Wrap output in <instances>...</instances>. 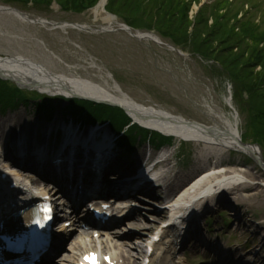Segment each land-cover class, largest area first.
Masks as SVG:
<instances>
[{"label":"rangeland","instance_id":"1","mask_svg":"<svg viewBox=\"0 0 264 264\" xmlns=\"http://www.w3.org/2000/svg\"><path fill=\"white\" fill-rule=\"evenodd\" d=\"M57 1H59L58 5ZM98 1L33 0L32 3L26 2V0H0V6L16 8L27 13L33 19L45 18L59 26L65 23L87 26L86 29H77L70 25L65 28L53 27L40 23H26L14 16L5 15L0 19V53L9 55L7 52L18 49L28 55L33 54L39 60H41L40 54L52 55V60L58 71L68 73L70 67L67 65H73L78 67L77 71L84 77L88 76L89 72L98 73L100 69L103 77H93L95 81L104 83V80H108L111 85L117 83L124 92L140 104L169 111L173 115L185 118L188 122L214 125L220 119L221 114L230 118L234 114V117L237 116V128L241 133L242 140L246 144H258L264 153L263 97L260 96V100L257 99L259 96H252L241 84L231 80L233 87L225 73L228 68L225 65H230L234 53H242L243 58L249 59L258 49H264V0H209L212 7L217 8V11L214 8L211 15L205 13V19H201L203 12L202 15H199V11L196 9L199 4L203 3V0H173L171 2H168L169 0H112L114 5L119 7L120 13L117 14L119 15L117 22L107 27H104L101 19L95 20L92 9ZM184 4L187 6L186 13L183 10ZM139 5L144 9L137 7ZM164 9H168L164 22H155L153 19L155 12L163 13ZM224 10H227L229 16L232 17L230 20L234 24L232 28L224 22L220 27L216 24ZM121 23L130 24L134 33L137 31L150 32L158 36L163 43L135 38L121 28ZM213 27L219 28L220 32H227L230 29L227 33V40H224L220 35L209 38L208 35L214 32ZM173 29H176L177 32L171 33ZM230 31L231 33H229ZM37 38L45 42V49L38 46ZM221 50L224 51L222 54H220ZM48 51H51L52 54H48ZM58 60H60V64H58ZM90 61H94L97 65H92ZM242 62L243 60H240V63ZM245 63L243 62L242 65ZM85 66L88 67V70L85 69ZM230 70L232 71L231 67ZM262 70L259 65L254 68L255 73H260ZM236 71L240 72L241 68H236ZM236 74L244 75L245 72L242 70L241 74ZM229 85L233 98L231 106L226 102ZM8 92L9 96L6 97V100L15 97L14 92L9 90ZM1 94H3V90L0 89ZM54 97L57 95H48L47 103L41 106L32 105V103L26 104L29 107L22 104L14 106L13 103L12 106L8 105L7 107L0 104V119L5 120L10 115V117L20 118L22 122H20L18 130L28 131L35 135L38 142L42 143L49 142V139H46L44 128L49 126L55 128V120L67 126H71L73 123L79 128H88L91 131L94 129L88 124H83L84 118L89 116L84 115L83 119H77L74 114H70L72 113L71 109L63 108L60 111L58 107L61 105H56L59 101L54 102L55 108L54 106L49 108L47 105L53 104L54 100L51 98ZM69 104L71 105L72 102ZM76 104L79 103H75L74 106ZM44 110L52 112V114H46V116L50 115V118L44 117ZM56 117L58 119H55ZM121 123L126 128L131 127L132 122L129 125H125L126 123L122 121ZM101 126L109 127L115 139L118 137L109 124ZM132 127L135 128L136 125H132ZM143 129L145 132L138 133L136 136L138 140L144 142L137 146L139 153L135 157L131 155L127 158L125 156L127 162L128 160L134 161L137 166L140 164L137 159L141 154L140 150L144 153L150 147V143H153L149 142V137L157 142L158 138H162L161 135H163L160 134L158 137L152 130L149 131L145 127ZM61 134L63 135V133ZM19 141L15 139L12 146H17ZM178 142L186 144L183 147L187 152L186 157L182 160L178 159L179 152L174 149L169 153L170 156L175 155L170 166L173 167L174 162L179 163V166L173 167L172 170L180 171L184 175L189 173L193 164L204 155L196 150V145L200 147V143L181 140ZM53 143L55 146V142ZM162 148L168 150L170 146ZM222 150L220 153L223 154V159H228V163L236 166L235 168L240 166L243 169H250L255 173H260L264 178V168L247 156L245 152L231 148ZM195 153L198 155L195 156ZM253 195L246 196L244 194L238 203L247 206L250 212L256 214L254 223H258L260 230L264 231V193L254 191ZM229 201L237 203L235 199ZM136 202L139 213L135 214L128 222L130 228L127 226L126 229L118 228L115 231L118 233V242L129 243V246L126 247L133 252H136L137 248L139 251L140 249L145 251L140 257L141 263H143L145 255L147 256L149 253L148 243H152L153 237L168 223L169 209L164 205L166 202L159 204L140 198ZM216 209L213 212L203 209L205 214L198 220L196 234L199 235L200 231H204L206 234L208 233L209 238L211 236L217 238V235L220 237L229 234L235 235L236 243L233 244V247L236 250L239 248L244 254L251 255L252 250L256 249L259 260L264 258V256H260L264 255V251L263 249L259 250V231H254L255 227L252 226L249 229L244 227L237 229L236 223H233L234 220L229 217V213H218L219 210ZM208 218H211L209 223L207 222ZM224 219L227 222L231 220V223L224 224ZM194 221L196 220L194 219ZM232 226L234 230L231 229ZM89 234L93 240L83 236L81 239L77 238V244L81 240L84 242V238L90 239L88 243L99 244L94 232H89ZM192 237L194 236L192 235ZM189 239L188 246L192 242L191 238ZM220 250L223 253L222 248ZM112 251L117 252V250ZM222 263L228 264V261L225 260Z\"/></svg>","mask_w":264,"mask_h":264},{"label":"bare ground","instance_id":"2","mask_svg":"<svg viewBox=\"0 0 264 264\" xmlns=\"http://www.w3.org/2000/svg\"><path fill=\"white\" fill-rule=\"evenodd\" d=\"M107 1L99 0L92 9L95 20L101 19L105 25L104 27L112 26L119 18V15L107 8ZM26 2L33 3V0H27ZM56 3L58 5L59 1ZM196 9H198V6ZM21 13L22 11L16 8L6 5L0 6V19L5 15L8 17L10 15L28 23ZM51 23L42 21L40 24L51 25ZM74 24L79 25L77 23ZM60 26H63V24ZM120 26L133 37H137L140 40L155 41L154 39L156 38L161 42L158 36L150 32L137 31L134 33L130 24L121 23ZM104 27L102 29H105ZM74 28L86 29L81 26ZM147 35H150V37H147ZM36 42L40 48L45 49L43 40L37 38ZM48 52V54H52L51 51ZM7 53L9 55L0 53V71L4 76H8L7 78L19 83V85L33 86L35 89L38 88L40 92L53 96L63 94L69 97L70 95H77L80 98H84H77V101L91 103L102 101L101 103L105 106L111 104L122 105L123 108L113 105L111 107L117 111L116 113L125 112L131 121H135L138 124L137 126L142 125L149 131L152 130L156 135L163 133L165 134L164 136H168L171 139L166 142L163 139L162 142L150 143V147L144 153L140 150L141 154L137 158L140 164L137 166L135 162L125 161L124 153L119 152L115 148V143L111 142L110 139L113 135L109 127L99 128L96 132L101 136H93L89 134L88 128H79L73 123L71 126H67L55 120V128L52 126L44 128L47 135L46 139H49V142L42 143L38 142L35 139V135L28 131L22 132L18 130L20 122H22L20 118L10 117V115L5 120L0 119V212H4L0 213L1 216L8 215L9 204L20 196L15 195L16 189H12L10 187L11 183L8 184L6 177L3 176V173H7V170L12 172L14 170L3 166L4 161L1 160V157L8 156L19 161V163H25L29 159L26 166L30 167L33 158L31 154L34 152L37 163L34 162L33 165L36 170L42 171L40 174L45 173V168L48 173H54L56 169H60L57 176L60 175V181L64 182V179L65 181L69 179L66 167L71 166L73 178H83L86 188L95 191L94 187L97 186V188L100 187L99 191H102V194H106V190L111 185L116 187L123 186L125 193L129 191L128 196H133V198L126 199V202L130 203L134 200H139V198L159 204L166 202L164 205L169 209L168 223H170L171 228H162L164 231L161 229L163 231L161 239L148 243V246L149 244L153 246V250L149 254L147 263L145 260L141 263L140 257L145 252L144 250L140 249L139 251V248H137L136 252H133L126 247L129 246V243H118L114 238V236L118 235L114 231L112 233H104V235L101 234L102 236L98 239L99 244L88 243L93 238L88 240L84 238V242L82 240L78 241L79 246L75 247L73 254H67L62 258V261L67 258L66 264L83 262L86 258L85 264H94L93 257L98 264H106L109 258L113 264H188L189 261L184 258L183 249L182 252H180L181 250L178 252L177 247L182 246L184 248L183 245L186 243L185 240L188 234L189 236L196 234L197 227L195 225L198 222L195 224L192 217L197 213L198 209L203 210L207 207H210L208 210H212L211 212L217 208L219 210L218 213H229V217L237 220L241 219L242 222H238V229L242 227L249 229L250 226L255 227L254 231H259V250L262 251L264 248V231L260 230L258 223H254L256 214H253L247 206H243L238 202L244 194L246 196H254V191L264 193V178H262L260 173H255L250 169H243L240 166L235 168L236 166L228 163V159L224 160L223 154L220 153V151H223L222 149L236 148L238 151L245 152L247 156L264 168L262 148L258 144H245L237 128V116L234 117L233 114L230 118L221 114L219 116L220 119L214 125L188 122L185 118L173 115L169 111L140 104L128 93L124 92L117 83L116 85H111L108 80H104V83L95 81L93 77H103L100 69L98 73L89 72L90 74L84 77L77 71L78 67L73 65H67V67H70L68 73L66 71H58L52 60V55L40 54L41 60H39L33 54L28 55L18 49ZM90 62L92 65H97L94 61ZM60 63V60H58V64ZM85 69L88 70V67L85 66ZM228 76L226 75L227 80L233 86L231 78ZM227 90L226 102L231 106L233 98L230 85ZM69 101L74 100L69 99ZM53 105L55 108V104L47 106L51 108ZM58 105H61L60 107L56 106L60 111L63 108L70 107L67 103H59ZM55 119L58 118L56 117ZM56 132H62L64 136L62 143L52 150L51 144ZM15 139L20 141L17 146L11 147ZM178 140L200 143V147L196 145V150L204 155L203 157L201 155L199 161L193 164L190 172L184 175L180 171L172 170L173 167L177 168L179 163L174 162L173 167L170 166L174 161L173 157L175 155L172 154L170 156L169 153L174 149L179 152L178 159L182 160L186 157L187 152L183 148L186 144L179 143ZM164 146H170V149L162 148ZM134 152L136 156L139 150L135 149ZM197 155L195 153V156ZM101 157H103L102 160ZM59 160H63L64 164L57 165ZM55 161L57 162L56 164H54ZM135 170L137 175L133 174L132 180L136 178V180L140 181L137 183L132 181L135 183L134 185L130 183L129 186H126L127 182L130 181L129 175ZM114 176L116 179L112 178ZM18 181H20L17 183L18 186L23 185V180L18 179ZM118 193H122L121 190ZM137 194L139 197L134 198ZM12 196L13 199H10ZM21 196L25 197L27 195ZM222 197L229 200L235 199L237 203L226 199L218 201ZM191 204L192 206L188 209ZM137 213H139V209H135L134 214ZM83 235L84 232L82 231L78 234V238L81 239ZM85 235L89 236L90 234L85 231ZM103 238H106V240H103ZM224 246L228 250L231 249L226 243H224ZM188 248L197 250L193 246H188ZM112 250H117L118 253ZM255 251L252 254L254 257ZM82 252L83 256L81 255ZM231 255L232 253H230ZM252 256H250V259L247 258L248 264H254L253 260L255 258ZM261 263H264V258L261 259Z\"/></svg>","mask_w":264,"mask_h":264},{"label":"trees","instance_id":"3","mask_svg":"<svg viewBox=\"0 0 264 264\" xmlns=\"http://www.w3.org/2000/svg\"><path fill=\"white\" fill-rule=\"evenodd\" d=\"M171 1H173V0H169L168 2H171ZM108 2L109 3L107 5V8L110 11H112L116 14H119L120 13L119 7L114 5V2L112 0H109ZM170 6H172V4H170ZM137 7L141 8L142 10L144 9L141 5H139ZM214 8H215V11H217V8L215 6L212 7L211 4H209V5L206 4V5H204V7H201L199 10V15L200 14L202 15V12H203V17L201 19L206 18L204 16L205 13H207V14L210 13V15H211L213 13ZM147 9H149V8H147ZM168 9H164L163 13L155 12V14L153 15L154 21L157 23L158 22L163 23L164 20L166 19ZM183 10H184V13H186V10H187L186 4L183 5ZM220 16H219L220 18L217 20L216 24H218L220 27V25L224 22L232 28V26L234 24L230 22L232 17L229 16L228 11L224 10L223 14ZM195 27L197 28V26H195ZM173 28H176V27H173ZM213 30H214V32L212 34L208 35V37L210 36L209 38H215L217 35L218 36L220 35L224 38V40H227V36H228L227 33L230 29L227 32H223V31L220 32L219 28L213 27ZM231 31H233V30H231ZM231 31L229 33H231ZM173 32H177L176 29L171 30V33H173ZM249 37H252V36L249 35ZM223 52L224 51L221 50L220 54H222ZM231 60H232V62L230 63L229 66L231 67L232 71L230 70L229 66L225 65L226 67H228L226 69L227 76L229 75L228 77H230L234 83L241 84L247 90V92L252 94V96H255V95L259 96L257 99L260 100V96L263 97V102H264V49H261V48L258 49V51L255 54L251 55V57L249 59L243 58L242 53H240V54L234 53L231 57ZM240 60H243V62H246L245 65H242L243 62L240 63ZM258 65L263 70L260 73H255L254 68ZM238 67L241 68L240 72L236 71V68H238ZM242 70L245 72L244 75H237L236 74V73L241 74ZM238 76H241L243 78H240ZM0 89L3 90V94L0 95V101H3V102H1L0 104L1 105L4 104V106H7V107H8V105L12 106L11 104L15 103L14 100L16 99V96L14 98L12 97V98L6 100V97L8 98V96H9L8 90L12 93L13 92L18 93L19 90L16 88H10L7 85H1V84H0ZM75 103H79L78 105H80V106H78L77 104L74 106ZM66 109H71L72 113H70V114H74V117H76V118H82L84 115L89 116V117H85L84 119H87L90 122L111 121L114 128L117 129L118 132H122L124 129L121 121L126 123L125 125H128V123L130 121L129 117H127V115L123 112L116 113L117 111L115 109H103L102 110L100 108L91 107L90 104H88V103L85 104L83 102H78V101H72V104L70 105V107H68ZM135 131H136V127L135 128L131 127L129 129V133H134ZM131 139H133L134 141H137V139H135L134 137H131L129 135V137L123 139V142H125L126 144L129 142V144H130ZM133 140L131 141V144L129 145L130 150L132 149V151L134 150L133 147L135 144V142ZM162 140H161V142H162ZM164 140H165V142H166V140L168 141L167 138Z\"/></svg>","mask_w":264,"mask_h":264},{"label":"water","instance_id":"4","mask_svg":"<svg viewBox=\"0 0 264 264\" xmlns=\"http://www.w3.org/2000/svg\"><path fill=\"white\" fill-rule=\"evenodd\" d=\"M5 8H7V7H5ZM9 8V7H8ZM19 12V11H18ZM21 15H23L25 18V20L28 22V23H37V22H39V23H42V21H47V23H51L50 21H48V20H44L43 18H40V19H33V18H31L29 15H27V14H25V13H21ZM51 25L53 26V27H57V26H59V24H57V23H51ZM67 25H70V27H80L81 25H76V24H71V23H65L63 26H59V27H62V28H65ZM81 27H85L86 28V26H81ZM129 28V27H128ZM135 36H138V35H135ZM147 37H150V35H147ZM156 42L157 41H159V40H157L156 38L154 39ZM159 43H162V42H160L159 41ZM8 76H4L3 75V73L0 71V79H2V80H4V81H8V82H11V83H13L14 85H16L19 89H21V90H28V91H37V92H39V93H42V92H40L39 90H38V88H34L33 86H22V85H19V83H17V82H15V81H13V80H10L9 78H7ZM42 94H46L47 96L48 95H50V94H48V93H42ZM62 96H67V95H63V94H61ZM67 97H69V96H67ZM70 98H80L79 96H77V95H75V96H73V95H70ZM80 99H84V98H80ZM95 102H97V103H101L102 101H95ZM105 104V103H104ZM111 105H113V106H118V107H120V108H123L122 107V105H114V104H111Z\"/></svg>","mask_w":264,"mask_h":264},{"label":"snow or ice","instance_id":"5","mask_svg":"<svg viewBox=\"0 0 264 264\" xmlns=\"http://www.w3.org/2000/svg\"><path fill=\"white\" fill-rule=\"evenodd\" d=\"M92 259L94 260V264H98V262L95 261V258L94 257Z\"/></svg>","mask_w":264,"mask_h":264}]
</instances>
